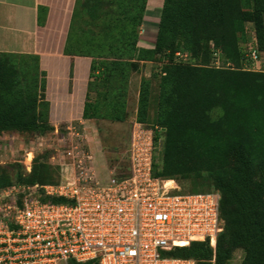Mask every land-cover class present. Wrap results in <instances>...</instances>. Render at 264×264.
<instances>
[{"label":"trees","instance_id":"16d2710c","mask_svg":"<svg viewBox=\"0 0 264 264\" xmlns=\"http://www.w3.org/2000/svg\"><path fill=\"white\" fill-rule=\"evenodd\" d=\"M85 7L92 16L95 6ZM144 8L143 1L142 13ZM249 23L256 32L252 42L247 37ZM138 37L136 31L122 29L114 38L117 52L123 49L118 54L64 49V55L91 59L82 118L100 117L98 107L108 99L106 89L113 80L123 84L137 63L163 58L155 109L151 115L150 84L143 78L135 117L153 129L154 146L163 137L152 175L175 180L182 192H218L223 220L214 250L207 241L194 242L165 255L195 264H227L241 250V264H264V69L261 65L253 69V61L246 57L251 49L264 51V0H163L153 47H139ZM178 52L192 63L178 60ZM13 57L18 56L0 53V131L38 135L52 131L46 123V75L41 80L28 77ZM215 57L221 66L211 64ZM118 90L121 96L113 97L104 117L124 121V88ZM127 167L116 175L122 176ZM15 183L44 186L58 181L48 166L35 161L28 174L0 170V188Z\"/></svg>","mask_w":264,"mask_h":264},{"label":"built area","instance_id":"2783aa9c","mask_svg":"<svg viewBox=\"0 0 264 264\" xmlns=\"http://www.w3.org/2000/svg\"><path fill=\"white\" fill-rule=\"evenodd\" d=\"M260 54L251 49L246 57L255 67ZM176 56L187 61L186 54ZM153 134L134 122L128 167L106 183L90 171L89 151L71 144L73 179L0 188V264H195L165 253L206 241L214 250L223 230L220 194L185 193L175 180L154 177ZM49 197L66 201L44 200Z\"/></svg>","mask_w":264,"mask_h":264},{"label":"rangeland","instance_id":"374dc122","mask_svg":"<svg viewBox=\"0 0 264 264\" xmlns=\"http://www.w3.org/2000/svg\"><path fill=\"white\" fill-rule=\"evenodd\" d=\"M94 1L95 11L91 16L88 8L85 7L89 3H85V0H75L68 32L67 34L61 32L64 36L55 40L62 43V53L67 48L70 52L75 53L87 52L86 49L90 50L89 52L92 54L97 53L96 49H98V53H116L114 38L119 36L122 29L125 32L136 31L139 35V41L145 28L143 16L142 23H139L143 0ZM246 28L249 41H253L256 38L253 24H247ZM122 51L123 49H120L117 54ZM11 60L28 77L36 76L38 80H41L46 75V72L41 69L39 58L36 60L32 57L18 56L11 58ZM187 61L188 64L192 63L191 60ZM211 64L222 65L217 57L212 60ZM136 65L134 70L130 69L127 81L120 84L117 80H113L109 88L106 89L108 99H103L100 102L98 107L100 117L98 119L87 120L86 122L74 118L62 119L54 121L55 124L49 120L46 123L50 124L53 130L43 135L0 131V170L8 172L10 175H13L16 170L28 174L32 164L39 161L53 171L54 179L59 184L78 175V169L66 157V151L70 149V145L78 144L83 145L92 156L88 167L99 181L106 183L112 173L121 172L127 165L126 152L136 121L141 80L145 78L150 84V114L152 115L156 105L159 76L164 60L158 58L153 62H140ZM260 65L264 69V51L261 52L260 59L255 67L253 66V69H258ZM71 77L72 72L70 79ZM120 86L124 88L122 96H124L125 101V120L114 121L105 118L104 115L108 113V104L114 100L113 97H118L120 92L118 87ZM67 89L70 94L73 93L71 80H69ZM77 94L80 98L82 97V87L78 88ZM90 99L91 101L94 100V94H91ZM144 126L147 129H152ZM77 132L80 134V139L75 135ZM162 148L163 137L161 135L155 144L154 162L160 159ZM185 193L199 192L186 191ZM242 258L243 252L236 250L227 264H241Z\"/></svg>","mask_w":264,"mask_h":264},{"label":"crops","instance_id":"0c3cea01","mask_svg":"<svg viewBox=\"0 0 264 264\" xmlns=\"http://www.w3.org/2000/svg\"><path fill=\"white\" fill-rule=\"evenodd\" d=\"M85 1L89 2L88 5L95 2ZM143 1L145 28L143 27L144 32L140 35L138 46L152 48L163 0ZM74 2L75 0H0V53L39 57L41 69L46 72L45 97L49 102V120L53 124L56 120L72 118L87 121L82 119V111L91 59L65 56L62 53V43L55 41L69 30ZM69 80L72 81V94L67 89ZM80 87L83 92L81 98L77 94Z\"/></svg>","mask_w":264,"mask_h":264}]
</instances>
